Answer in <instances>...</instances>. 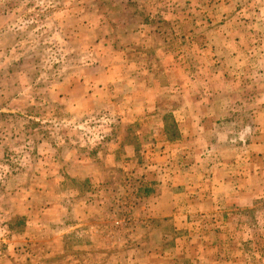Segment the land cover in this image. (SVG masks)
Instances as JSON below:
<instances>
[{"label":"rangeland","instance_id":"obj_1","mask_svg":"<svg viewBox=\"0 0 264 264\" xmlns=\"http://www.w3.org/2000/svg\"><path fill=\"white\" fill-rule=\"evenodd\" d=\"M256 141L264 0H0V264H264Z\"/></svg>","mask_w":264,"mask_h":264},{"label":"crops","instance_id":"obj_2","mask_svg":"<svg viewBox=\"0 0 264 264\" xmlns=\"http://www.w3.org/2000/svg\"><path fill=\"white\" fill-rule=\"evenodd\" d=\"M246 133H248V132H246ZM243 138H245V141L248 139V136H244ZM255 144H257V147H256V154H257V156H255L256 158H260V159H258V160H260V162L261 163H263V153H264V151H263V148H264V145H263V143H261V141H256V142H254V144L253 145H255Z\"/></svg>","mask_w":264,"mask_h":264}]
</instances>
